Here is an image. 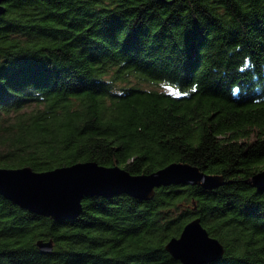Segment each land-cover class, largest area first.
Listing matches in <instances>:
<instances>
[{
	"label": "trees",
	"instance_id": "16d2710c",
	"mask_svg": "<svg viewBox=\"0 0 264 264\" xmlns=\"http://www.w3.org/2000/svg\"><path fill=\"white\" fill-rule=\"evenodd\" d=\"M4 6L0 167L185 162L224 181L88 196L58 220L0 194V264H181L165 244L196 217L224 246L206 264H264V0Z\"/></svg>",
	"mask_w": 264,
	"mask_h": 264
},
{
	"label": "water",
	"instance_id": "95a60500",
	"mask_svg": "<svg viewBox=\"0 0 264 264\" xmlns=\"http://www.w3.org/2000/svg\"><path fill=\"white\" fill-rule=\"evenodd\" d=\"M6 1L0 0V15L5 12ZM223 181L221 175L206 173L185 162H172L151 173L136 175L118 165L104 166L94 161L41 172L30 166L0 167L2 196L23 209L55 220L77 216L82 209L81 200L88 196L124 193L149 199L159 186L199 184L214 188ZM249 182L257 189H264V170L254 174ZM36 245L44 253L53 248L51 240H37ZM165 249L181 264H206L219 259L224 252L223 244L209 235L199 217L188 221L177 237L168 240Z\"/></svg>",
	"mask_w": 264,
	"mask_h": 264
},
{
	"label": "rangeland",
	"instance_id": "374dc122",
	"mask_svg": "<svg viewBox=\"0 0 264 264\" xmlns=\"http://www.w3.org/2000/svg\"><path fill=\"white\" fill-rule=\"evenodd\" d=\"M130 80H131L132 82H134V81H135V78H131ZM147 85H149V86H151V87L153 86L152 84H148V83H147V84H146V83L143 84V86H147ZM155 86H156V85H155ZM160 87H161V86H158V88H160ZM161 88H162V87H161Z\"/></svg>",
	"mask_w": 264,
	"mask_h": 264
}]
</instances>
